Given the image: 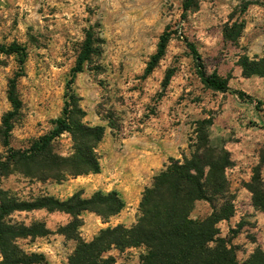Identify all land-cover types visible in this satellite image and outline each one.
Listing matches in <instances>:
<instances>
[{"label": "rangeland", "instance_id": "374dc122", "mask_svg": "<svg viewBox=\"0 0 264 264\" xmlns=\"http://www.w3.org/2000/svg\"><path fill=\"white\" fill-rule=\"evenodd\" d=\"M0 0V45L26 49L24 77L18 82L23 107L13 123L11 147L25 150L49 133L62 115L71 71L87 37L93 52L76 76L73 93L83 124L105 129L96 154L100 173L48 178L35 162L12 164L4 144L3 117L12 110L10 80L20 70L16 55L0 53V190L4 197L33 202L44 196L65 201L74 194L119 192L124 210L103 220L93 212L79 217L75 238L60 231L70 222L62 212H14L11 226L43 224L44 237L18 238L21 259L68 264L79 241L89 243L107 228L131 227L142 195L169 162L190 158L198 138L216 154L227 155V191L213 202L199 201L193 218L204 219L225 205L234 215L218 224L221 237L238 249L240 264H264V79L247 76L244 64L264 58V0ZM164 33L163 57L150 70ZM184 39L193 43L207 74L227 80L231 93L206 88ZM195 150V148H194ZM75 153L69 133L53 154ZM211 196V194H209ZM144 248L108 253L115 264H140ZM0 252V264L4 263ZM21 264V263H19Z\"/></svg>", "mask_w": 264, "mask_h": 264}, {"label": "trees", "instance_id": "16d2710c", "mask_svg": "<svg viewBox=\"0 0 264 264\" xmlns=\"http://www.w3.org/2000/svg\"><path fill=\"white\" fill-rule=\"evenodd\" d=\"M192 3L193 0H187L184 12L189 10ZM169 37L168 33L162 36L150 70L165 54ZM184 42L196 64L198 77L206 88L215 92L231 93L241 99L246 97L244 93L231 89L227 80L219 78L216 74H207L195 45L187 39H184ZM92 52V39L87 37L71 71L62 115L53 121L51 131L32 143L29 148L15 151L11 147V134L13 123L23 107L18 94V82L25 74L27 52L17 44L0 45V53L16 55L20 65V70L9 83L8 100L12 110L2 120L4 144L10 153L12 164L39 163L43 168L39 176L47 175L48 178L59 180L68 176L100 173L96 150L104 138L105 129L100 126L90 127L81 122L80 116L83 113L76 107L77 99L73 93L76 76L84 71ZM244 73L247 76L256 74L264 79V58L258 62L244 64ZM65 133L72 135L75 147L74 155L66 159L53 154L55 141ZM192 148L190 158H186L183 163L172 159L154 176L152 184L142 195L140 215L135 225L107 228L101 230L89 243L79 241L68 264H115V258L108 255L110 251L123 252L134 248L145 249V253L140 256V264H240L237 247L232 241L221 237L218 228L219 223L233 217L232 205L214 210L212 215L204 219L192 217L197 202L212 203L213 197L226 193L225 172L231 162L227 155L216 154L211 150L204 137L198 138ZM7 166L2 165L1 172L5 171ZM125 207V200L117 191L106 194L97 192L91 198H83L81 193H77L65 201L44 196L33 202H19L4 197L0 190V252L5 260L3 264L43 262L44 258L38 255L21 259L14 242L18 238L44 237L50 234L43 224L31 227L6 224V218L14 212L47 210L67 214L71 220L60 232L73 239L78 235L81 225L79 217L82 213L93 212L103 220H108L120 214Z\"/></svg>", "mask_w": 264, "mask_h": 264}]
</instances>
